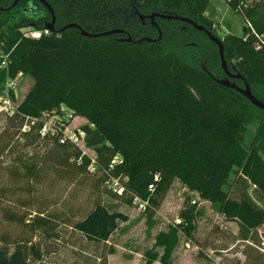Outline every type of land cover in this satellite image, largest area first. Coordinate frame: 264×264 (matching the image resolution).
Instances as JSON below:
<instances>
[{
    "label": "trees",
    "instance_id": "1",
    "mask_svg": "<svg viewBox=\"0 0 264 264\" xmlns=\"http://www.w3.org/2000/svg\"><path fill=\"white\" fill-rule=\"evenodd\" d=\"M46 1L54 10L56 31H45L51 15L37 0H19L10 9L0 10V31L7 28L25 46L17 62L7 63L6 76L11 80L21 74L33 79L10 116L7 129H16L11 135L38 136L36 131L34 135L21 132L25 116L70 111L86 120L81 126L83 142L93 150L97 169L123 182L126 192L120 197L125 196L129 205L134 196L148 200L143 211L146 221L176 179L200 199L217 203L218 214L225 221L237 222L242 241L251 237L264 225L263 207L246 192L231 198L223 186L236 164L253 190L264 196V111L207 74L217 78L222 74L215 49L212 53L196 40L190 51L191 58H205L206 71L196 60L181 55L189 33L199 34L211 46L215 44L187 23L154 18L160 40L135 42L158 35L156 27L147 18L141 21L138 13L184 16L214 33L203 15L210 0ZM242 1L228 0L226 4L250 23L255 35L246 36L245 32L241 37H224L223 56L264 103V48L259 39L264 38V0L250 5ZM12 2L0 0V7L6 9ZM67 23L93 34L113 28L123 32L96 38L83 36L76 28L59 33L57 30ZM21 29L40 35L26 36ZM126 36H131L130 43L118 40ZM7 95L14 98L10 89ZM251 122L258 125L247 147L243 135ZM52 140L58 154L51 175L58 174L60 183L53 185L51 176L33 162L24 163L22 171L0 166V264H39L49 256L40 239L55 241L67 226L99 248L95 264H107L106 256L114 253L107 240L128 216L103 200L98 183L93 184L98 191L93 199L81 200L77 192L65 199L66 185L82 181L90 159L78 147L60 145L56 137ZM151 183L154 189L149 192ZM31 212L35 213L32 221L26 222ZM179 216L180 224L168 225L166 231L157 233L152 248L143 252L145 264H169L180 234L193 239L194 209L185 208ZM34 237H40L39 241L33 242ZM263 250L259 248L264 258ZM241 253L246 260L249 255L262 259L250 248H242ZM53 256L58 257L51 254L46 258L48 264Z\"/></svg>",
    "mask_w": 264,
    "mask_h": 264
},
{
    "label": "rangeland",
    "instance_id": "2",
    "mask_svg": "<svg viewBox=\"0 0 264 264\" xmlns=\"http://www.w3.org/2000/svg\"><path fill=\"white\" fill-rule=\"evenodd\" d=\"M254 1L256 0H247L246 5H250ZM203 15L212 24V30L214 32L212 34L216 35L222 41L226 36L241 37L247 29L248 22L229 8L225 0H210L208 8ZM20 31L26 36L35 32L31 31V29H21ZM188 37V41L181 46V48L184 49L181 55L184 57L187 56L192 62L196 60L201 68L206 71L207 63H205V58L199 55L197 58H191L189 57L190 51L196 40L206 44L209 49L211 48L212 53L214 49L217 52V47L215 44L211 46L210 43L199 34L192 33L190 35L189 33ZM218 62L220 66V59ZM233 62L234 59L232 63ZM225 65L229 71L230 65H228V62L225 61ZM221 76L222 74L218 78H221ZM2 83L3 80H0V88H3ZM237 85L243 87L241 83H237ZM15 87L16 85L14 88ZM262 88L264 89V87ZM18 98L20 99L21 96ZM18 100H14L13 102L7 100L9 102L8 104L5 101H0V148L2 145L6 146L5 150H0V166L16 167L22 171V165L24 163L29 164L33 162L37 166L40 165L45 174L47 173L48 176H51L49 178H51L50 181L53 185L60 183L61 181L58 174L54 173L51 175L55 165L54 157L56 158V154H58V147L54 144L52 138L48 137L43 139L39 136L32 138L30 136H16V134L12 136L11 133L16 132V129H7L11 124L9 122L10 116L14 113L15 107L19 103ZM76 118L78 119L68 124L69 129L72 130L86 123V120L82 117ZM257 125L256 122H251L246 128L243 140L247 147H249L251 143V138L255 134ZM35 131V129L32 130L31 134L34 135ZM5 132L7 133L5 134ZM86 151L88 155H94L92 149H87ZM239 169L240 167L236 164L232 167L223 189L227 191L229 196L233 199L238 198L242 192H246L247 196H249L257 206L263 207L264 209V196L261 195L259 191L253 190V185L246 181L245 177L240 174ZM82 178V181L78 183L66 185L63 191L66 192L65 199L69 198V193L71 192H77L81 200L84 197L85 199H93L95 193L98 192L93 188V184L98 183L97 185L99 186V191L103 196V200L105 202H112L117 208L124 212H128L132 217L131 222H129L127 226H124L125 228L123 230L119 228L111 237V242L117 246L114 256L117 260H128V256L130 255L128 250L130 249L136 248L142 253L146 250H150L153 246L152 243L156 234L166 231L169 227L168 225L173 224L176 219L181 218L179 216L181 210H185V208L192 206L194 209V225L196 226L193 239L189 240L187 237L180 234L179 245L170 259V264H264V258L259 252V248L264 247V225L260 226L247 240L242 241L238 236L237 222L225 221L220 214H218L217 203L200 199L196 192L190 191L187 186L182 184L179 180L174 179L171 182L157 211L151 215L149 221H146V215H144L143 211L138 210L135 204L129 205L127 201H125V196L120 197L119 194L113 193L110 182H108L110 177H107L101 169H97L94 172H90L87 169L86 172L83 173ZM67 188L72 191H69ZM61 199L64 198L61 197ZM137 217L138 219L135 220ZM215 224L223 225L226 229L221 230L218 228L217 230ZM255 237L258 238L254 239ZM242 248H250L252 252L260 255L262 259H255L253 255H249L246 260L241 253ZM215 249L219 251H215ZM178 250H184V255H176ZM157 251L161 253L162 250L158 248ZM51 261V264H54L53 262H55V260L51 259ZM39 264H48L46 258H43Z\"/></svg>",
    "mask_w": 264,
    "mask_h": 264
},
{
    "label": "crops",
    "instance_id": "3",
    "mask_svg": "<svg viewBox=\"0 0 264 264\" xmlns=\"http://www.w3.org/2000/svg\"><path fill=\"white\" fill-rule=\"evenodd\" d=\"M24 51H25V46L19 41L16 35L10 30H8L7 28H2L0 31V80H3V83H2L3 88H0V101L9 100L10 102H13L14 100H18L19 99L18 97L21 96V98L18 100L20 102L24 98L25 94L30 89V86L33 83L32 78H29L28 76H25V75L17 74L15 76L17 78L16 83H15L16 87L15 88L13 87L12 89L14 98L11 99L10 96L7 95L8 89L6 87V82L8 78L6 76L7 75L6 64L17 62V60L21 57ZM3 62L5 64H3ZM76 119L78 118H75L74 120ZM106 203L115 207L117 210L122 211L121 209L117 208L112 202L108 201ZM31 213L32 214L28 215L26 222L32 221L30 218H32L35 213L34 212H31ZM124 213L128 216V220L126 222H121L118 224V229L122 228V230L125 228L124 226H127V224L131 222V219H132V217L129 215L128 212H124ZM137 219L138 217L135 220ZM45 220H48V218H45ZM62 229L63 230L60 233L59 239L55 241H52V238L51 239L45 238L42 240L40 239L41 246L46 247L47 252H48L47 255L50 256V257L47 256L46 258L50 259L51 254L53 255L57 254L58 257L53 256L55 260V262H53L54 264L56 263L95 264L94 259L98 258L99 253H100L99 248H97L96 245H93L90 241H87L85 238H82L80 234L74 229H72L70 226H67V228L62 227ZM117 231H115L114 233H116ZM113 234L107 240V243L109 245H113L114 247V253L106 256L107 264H141V263L145 264V261L142 256L143 253L136 248L128 250V253L130 254L128 256L129 257L128 260L115 259L114 256L116 254L115 252H116L117 246L111 242V237L113 236ZM39 238L40 237H34L33 242L39 241ZM188 239L191 240L190 238ZM214 248H217V247H214ZM174 251L172 252L171 257ZM215 251H219V250L215 249ZM184 253H185L184 250H178L176 252V255L182 256L184 255ZM154 263L158 264V261L153 262V264Z\"/></svg>",
    "mask_w": 264,
    "mask_h": 264
},
{
    "label": "built area",
    "instance_id": "4",
    "mask_svg": "<svg viewBox=\"0 0 264 264\" xmlns=\"http://www.w3.org/2000/svg\"><path fill=\"white\" fill-rule=\"evenodd\" d=\"M228 1V0H225ZM247 0H243L242 4H246ZM46 31V30H45ZM247 32L245 35L247 36L248 33H254L250 23L247 24V29L245 30ZM244 32V33H245ZM31 37L38 38L40 33L35 31L29 34ZM245 39V38H243ZM260 43L262 44V47L264 48V38H259ZM3 64H5L3 62ZM7 65V64H6ZM16 83V78L8 79L6 82L7 89L12 90L14 85ZM7 104L8 101H5ZM63 111V109H61ZM53 115V116H52ZM76 117L72 115L70 111L64 110L63 114H59L56 111L53 112H47L43 113L38 117L34 116H25L24 120L22 122V125L20 127V130L22 133H29L33 128H35L36 133L39 137L45 139V138H57V143L60 145H64L65 143L72 144L76 147H78L81 151V154H85L90 159V164L88 165L87 169L90 172L96 171L97 168V162L95 161V155L90 156L87 153V149H90L86 147V145L83 142L85 132L83 129H81V126H77L74 129H69L68 124L72 122ZM33 127V128H32ZM93 151V150H92ZM77 163L80 164V158H78ZM126 179H123L125 181ZM158 180V176L154 175V181ZM110 187L115 194L123 195V193L126 192L123 182L119 178H113L110 177L109 181ZM154 189V183H151V185L148 186L149 192H151ZM132 204L136 205L137 209L140 211H144L146 207H148V200L141 199L137 196H134L132 199ZM180 224V219H176L175 222L172 225H178ZM181 233V232H179ZM264 251V250H263Z\"/></svg>",
    "mask_w": 264,
    "mask_h": 264
},
{
    "label": "water",
    "instance_id": "5",
    "mask_svg": "<svg viewBox=\"0 0 264 264\" xmlns=\"http://www.w3.org/2000/svg\"><path fill=\"white\" fill-rule=\"evenodd\" d=\"M19 0H13V2L11 3V5L6 8L3 9L0 7V10H8L10 9L12 6H14ZM46 10L49 11L50 15H51V19L49 22H47L45 24V30L46 31H56L55 27H54V22H55V15H54V10L51 9L50 5L48 4V2L46 0H37ZM139 19L143 20V19H149L150 23L152 25H154L158 31V35L156 38H151V37H140L139 39H136L135 42L140 43V42H156L158 40H160L161 38V31L159 29V26L157 24H155L154 18H160V19H170V20H175L178 22H184L189 24L191 27H193L196 31H201L203 32L207 38L214 44H216L217 46V53L220 59V66L221 69L223 70V72L226 74L225 77L223 78H217V77H213L210 73H207L214 82L218 83L219 85L228 88V89H233L236 90L237 92H239L247 101L249 104L261 109L264 111V103L262 101H260L251 91L250 87L248 86V84L244 81L243 82V87H239L238 85H236V83L234 81H230L229 78H242L241 75L239 73L236 74H231L228 72L226 65H225V58L223 56V43L222 40L219 39L216 35H213L209 30H207L203 25L199 24V23H195L193 20L184 17V16H178V15H172V14H160L157 12L151 13L149 15H141L138 13ZM67 28H76L80 31L81 35L89 37V38H96V37H101V36H108V35H113L116 33H122L123 30L120 28H113L111 30L108 31H104V32H98L96 34L93 33H89L87 31H85L81 26H78L75 23H67L65 25H63V27L59 30H57L59 33H62V31L64 29ZM121 42H129L132 41L131 36H126L124 38H119L118 39Z\"/></svg>",
    "mask_w": 264,
    "mask_h": 264
},
{
    "label": "flooded vegetation",
    "instance_id": "6",
    "mask_svg": "<svg viewBox=\"0 0 264 264\" xmlns=\"http://www.w3.org/2000/svg\"><path fill=\"white\" fill-rule=\"evenodd\" d=\"M149 20V19H148ZM168 20H170V19H168ZM142 21V20H141ZM150 21V20H149ZM151 24V23H150ZM189 25V24H188ZM183 28H186V25H183ZM216 45V44H215ZM217 47V46H216ZM221 67V66H220ZM229 73H233V74H236V73H238L233 67L232 68H230V70L228 71ZM221 73H222V76H221V78H223V77H225L226 76V74L223 72V70L221 69ZM242 77V76H241ZM230 79V81H234L235 83H236V85H237V83H241L242 84V86H243V82H244V79H243V77L242 78H234V77H232V78H229ZM240 87V86H239Z\"/></svg>",
    "mask_w": 264,
    "mask_h": 264
}]
</instances>
